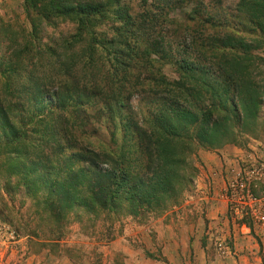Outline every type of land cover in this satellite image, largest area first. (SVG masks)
I'll return each mask as SVG.
<instances>
[{"label": "rangeland", "instance_id": "obj_1", "mask_svg": "<svg viewBox=\"0 0 264 264\" xmlns=\"http://www.w3.org/2000/svg\"><path fill=\"white\" fill-rule=\"evenodd\" d=\"M49 1L0 0V87L9 64L20 66L22 72L12 74L15 78L19 74L24 79L27 63L29 67L45 63L44 69L39 68V74L56 77L55 71H48L47 60H53L55 69L59 56L62 61L59 63L66 62L69 55L79 59L94 45L89 32L78 37L76 22L54 14L46 16ZM108 1L96 0L104 14L96 19L91 30L100 47L119 51L114 40L118 22L110 17L109 10H115L117 5L127 6L136 15L139 0ZM242 2L178 0L165 13L166 24L158 29L155 38L165 43L167 56L153 53L150 42V45L143 44L142 50L150 55L142 53L141 59L145 58L140 61L141 68L135 71L139 85L134 89L127 85L118 95L123 115L104 112L103 108L110 103L117 107V101L99 93L97 105L83 108L71 135L61 131L67 140L64 144L67 155L74 154L71 149L78 146L83 159L79 165L86 167L85 161H91V169L101 174L109 171L113 181L116 178L113 174L118 176L122 168L136 163L123 159L125 139L129 140L136 130L131 121L138 123V127H149L145 117L162 103L155 83L161 76L168 82L177 81L181 72L179 62L185 61L198 80L185 81V93L189 96L184 97L182 104L207 113L211 120L206 126L202 123L192 126L188 136L176 142L180 147L175 151L181 161L173 183L177 192L161 193L158 205L141 201L146 189L142 181L146 183L151 178V168L156 164L148 154L150 161L143 162V167L138 165L140 172L130 174L133 184H123L116 190L115 213L95 205L92 209L80 207L61 211L60 215L52 214L48 221L35 216L26 231L19 230L16 221L13 225L7 223L9 212L3 214L0 203V264H73L70 251L78 256V264H91L92 253L97 254L99 264H264V223L258 218L264 213V207L253 203V198L264 197V19L262 25L250 21L248 12L241 7ZM207 16L208 20L220 22L217 32L224 29L236 38H244V43L239 45L237 41L230 45L233 49L220 43L216 46L215 41L210 42L212 27L206 32V38L197 35L193 41L192 29L198 31V21ZM24 49L29 50V56L16 58ZM96 56L107 63L104 51L99 50ZM226 58H236L241 68L244 66L246 75L251 74L256 81V94L248 102L247 111L240 107L245 90L224 65ZM206 80L212 82V87L203 84ZM222 85L237 90L224 95ZM86 91L88 100L93 87H87ZM56 125L60 128L58 122ZM213 126H216L214 130ZM200 132L201 136L209 135V140L200 138ZM217 134L219 140L212 139ZM6 141L0 128L1 193L6 185L3 184L4 166L11 157L3 149ZM114 158L118 159L116 165ZM10 190L6 186L4 193L10 195ZM46 194L42 189L40 193L34 190L25 195L22 190L15 197V204L7 203L6 207L14 212L21 209L23 213H33L40 207L43 209L41 202ZM131 201H135L132 212Z\"/></svg>", "mask_w": 264, "mask_h": 264}, {"label": "trees", "instance_id": "obj_2", "mask_svg": "<svg viewBox=\"0 0 264 264\" xmlns=\"http://www.w3.org/2000/svg\"><path fill=\"white\" fill-rule=\"evenodd\" d=\"M29 1L35 3L37 0ZM177 1L139 0V13L136 15L131 14V10L127 6L117 5L115 10H109L110 17L118 22L114 40L119 51L113 50L112 52L107 47H100L98 39L91 30L96 19L104 14L102 6L96 3V0H79L78 3L74 0L49 1V5L45 7L46 16L54 14L76 22L79 31L78 37L89 32L93 36L94 45L89 47V53L86 56L83 55L79 59H74V56L69 55L66 62L59 63L62 62L59 61V56L56 61L58 66L55 69L54 64L51 63L53 60H47L46 67L49 69L47 70L50 73L55 71L56 77L52 74H49L50 76L39 74V68L44 69L45 63L31 65V67H29L30 63H27L28 66L23 70L26 71L24 79H21L19 74L16 76L17 78L12 76L17 71L22 72L20 66L15 63L9 64V69L4 71V81L0 87V128L7 140L3 149L11 157L6 159L4 166L3 184L6 185L2 187V190L4 193L8 186L11 193L7 195L0 192V203L3 204V214L9 212L6 218L8 224L13 225V221H16L19 230L27 231L31 228L30 224L35 216H38L40 220L48 221L52 214L56 216V214L60 215L61 211L69 212L80 207L92 209L95 205L104 211L115 213L116 190L123 184L125 186L133 184L129 176L133 172H140L137 169L139 164L143 167V162L147 164V161H150L148 154L156 164L151 168V178L146 179L150 183L142 181L146 189L141 201L144 200L147 205L154 202L155 205H158L161 204V193L170 195L177 192L173 183L181 161L175 151L177 147H180L176 142L188 136L192 126H197L200 123L206 126L210 124L211 120L207 113L191 110L182 104L185 102L184 97L188 98L189 96L188 93H185L187 88L185 81L198 80L193 68L183 60L179 62L178 67L181 72L177 81L168 82L161 76L155 83V87L160 89L159 95L162 103H158L153 111L145 117V121H149V127H138V123L131 121L136 130L129 140L128 137L125 139L122 149L123 159L136 163H129L127 168H122L118 176L113 174V178L116 177L113 181L109 171L101 174L91 169L89 167L93 166L91 161H85L86 167L79 165L83 159L77 151L78 146L71 149L74 154L67 155L68 149L64 145L67 140L61 136V131L67 136L71 135V129L75 128L81 118V111L85 106L92 107L91 105L94 103L96 106L99 93L107 94L109 99L113 97L117 101V107H113L110 103L108 107L103 108L104 112L123 115L124 111L121 109L123 106L118 95L123 93V87L127 85L132 89L139 85L135 81V71L137 68H141L140 61L145 58L141 59L142 53L150 55L142 50L143 44L150 45V42V46L154 49L153 53L167 56L165 43H159L155 38L159 33L158 29L164 23L166 24L165 13ZM260 1L243 0L241 7L248 12L247 16L250 21L262 25L264 2ZM259 5L263 6L258 7ZM215 21L212 18L208 20V16L198 21L197 28L199 30L192 29L193 41L197 39L194 38L197 35L206 38V32L212 27L211 34H209L210 42L214 43L215 41L216 46L220 43V46L233 49L230 45H235L237 41L239 45L244 43V38H236L232 33L224 32V29L221 30L223 32H217L220 22ZM207 23L210 24L209 27H207ZM221 34L224 35L223 38ZM199 38L204 42L205 39ZM99 50L107 53L106 64L96 56ZM15 54L17 53L15 52ZM28 54L29 50L24 49L23 52L17 54L16 58H26ZM6 55L4 53L3 57ZM227 60L224 65L229 67L228 70L232 72L237 82L241 83V88L245 90L241 96L240 107L242 106L243 110L247 111L248 102L256 94L254 90L256 81L251 74L246 75L243 70L244 66L241 68L236 58ZM69 78L71 81H75L73 83L68 81V83L67 79ZM206 83L208 87H212L211 81L206 80L203 84ZM87 87H93V93L90 94L88 100ZM235 89L229 85H222L221 93L227 95ZM56 121L60 124V128L57 127ZM215 128L216 126H213L212 130ZM127 134H130L128 130ZM201 134L200 132V138L209 140V135L201 136ZM212 139L219 140L218 134ZM132 155L134 157H130ZM117 160L114 158L113 164L116 165ZM13 177L15 179L11 180ZM151 183H153L152 186ZM33 187H38L34 189L37 190V193H40L42 189L47 193L41 202L43 209L40 207L39 211L23 213L21 209V211L14 212L9 206L6 207L7 203L15 204V197L20 191L23 190V194L28 195L34 191ZM45 187H47L46 190ZM9 196L11 198L8 201ZM134 202L131 201L130 212L133 211ZM10 213L14 217H11ZM3 214L1 216H6ZM69 254L73 264H78V256H75L71 251ZM89 258L91 264H99L96 253H92Z\"/></svg>", "mask_w": 264, "mask_h": 264}, {"label": "built area", "instance_id": "obj_3", "mask_svg": "<svg viewBox=\"0 0 264 264\" xmlns=\"http://www.w3.org/2000/svg\"><path fill=\"white\" fill-rule=\"evenodd\" d=\"M264 193V191H263ZM251 197V196H250ZM253 198V197H251ZM253 203L254 205L257 207L258 205H260L259 207H264V197H260V198H253ZM252 203V204H253ZM260 203V204H259ZM260 221H262L264 223V213H261L260 216L258 217Z\"/></svg>", "mask_w": 264, "mask_h": 264}]
</instances>
